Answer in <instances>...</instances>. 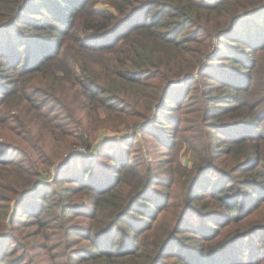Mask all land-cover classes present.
Returning <instances> with one entry per match:
<instances>
[{
  "label": "trees",
  "instance_id": "16d2710c",
  "mask_svg": "<svg viewBox=\"0 0 264 264\" xmlns=\"http://www.w3.org/2000/svg\"><path fill=\"white\" fill-rule=\"evenodd\" d=\"M52 235L48 264H264V0H0V264Z\"/></svg>",
  "mask_w": 264,
  "mask_h": 264
},
{
  "label": "rangeland",
  "instance_id": "374dc122",
  "mask_svg": "<svg viewBox=\"0 0 264 264\" xmlns=\"http://www.w3.org/2000/svg\"><path fill=\"white\" fill-rule=\"evenodd\" d=\"M106 130H103L102 132H105ZM126 130L122 131V132H113V131H109L106 133V136L107 139L106 141L108 140H111V141H116L118 139H122L121 141H123L122 144H125L127 145V142L129 141V135L131 134L130 132H125ZM100 133V134H97L96 135V139L98 140L99 138H101L103 135V133ZM128 138V139H126ZM146 138H147V144L145 143L144 146H140L138 145L136 142H133L131 141L132 145H131V152L133 154V156H140L141 157V160L144 161L147 159H150L152 162H156L158 159H159V156H160V150L159 148L155 147V142H152L150 140V135H146ZM128 140V141H125ZM109 142V141H108ZM113 146V143H103L102 145V148L105 149H109L112 148ZM142 150H146L147 152V156L144 157L141 155L142 153ZM83 151H86V150H83ZM67 158V156H66ZM99 158V157H98ZM65 157L62 159V166L61 164L59 165L61 167L62 170L65 169L66 167V164H65ZM69 162L71 161L70 158H68ZM194 160V154L192 153V151L189 149V147L187 145L184 146V153H183V162L185 164H188V165H191L192 164V161ZM67 161V166L68 165H71L69 166L68 168L71 169L73 167V162L71 161L70 163H68ZM64 162V163H63ZM65 164V165H64ZM51 170H54V169H51ZM50 170V171H51ZM56 170H54V172L52 173L50 177V179L52 180L53 178V175L55 174ZM21 216V215H19ZM47 232H51V230H48ZM40 241H41V244L43 246H47L46 249H42L41 248V251L40 250H36V254H37V263L38 264H48L50 261H53L55 263H58V262H63V261H70L71 258H73L75 255H73L72 253V249L75 248V247H72V246H69L67 248V253H65V256H61L62 254V250H63V246H60V243H61V240L58 239L57 237H55L54 235L52 236H46L45 238H39ZM14 242V240H10V245H12V243ZM39 242V241H38ZM2 248V244H0V250ZM49 254V256H48Z\"/></svg>",
  "mask_w": 264,
  "mask_h": 264
}]
</instances>
